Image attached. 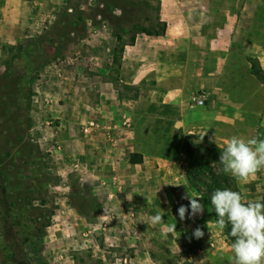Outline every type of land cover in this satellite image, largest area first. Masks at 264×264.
Returning a JSON list of instances; mask_svg holds the SVG:
<instances>
[{"label": "rangeland", "instance_id": "374dc122", "mask_svg": "<svg viewBox=\"0 0 264 264\" xmlns=\"http://www.w3.org/2000/svg\"><path fill=\"white\" fill-rule=\"evenodd\" d=\"M0 13L25 26L21 41L6 45L0 57V264L137 260L147 253L140 244L154 239L140 213L149 210L141 200L167 188L152 181L147 191L139 178L98 171L89 160L96 158L90 154L96 139L85 135L83 126L98 123L94 134L105 151L109 79L117 78L120 56L138 36L152 43L170 23L183 19L216 25L242 19L241 65L251 67L264 83V0H0ZM185 49L204 50L189 42ZM262 109L259 101V113ZM222 149L197 132L187 137L182 159L188 164L187 180L189 153H194L201 165L210 166L204 180L213 183L210 175L222 169ZM216 181L234 191L237 187L244 196L242 183L230 175ZM25 197L31 204L22 210ZM24 218L32 220L36 254L25 253L32 246L17 236L22 230L14 223ZM225 236L232 245L234 240Z\"/></svg>", "mask_w": 264, "mask_h": 264}, {"label": "crops", "instance_id": "0c3cea01", "mask_svg": "<svg viewBox=\"0 0 264 264\" xmlns=\"http://www.w3.org/2000/svg\"><path fill=\"white\" fill-rule=\"evenodd\" d=\"M242 21L216 25L211 20L204 24L197 18L183 19L170 23L152 43L138 36L119 58L117 78L109 79V138L103 142L107 149L98 147L99 135L93 134L90 154L96 158L89 160L98 171L106 168L119 179L139 178L147 191L152 181L167 188L143 196L141 202L149 210L140 213L154 239L140 244L147 253L134 261L125 259V264H233L231 244L203 196L191 188L184 173L188 164L182 159L183 145L195 132L222 148L233 135L264 140V83L251 67L241 65ZM24 29L21 21L0 13V57L6 45L21 41ZM188 42L204 50L187 51ZM200 91L207 92L206 105L190 109L189 98ZM133 154L139 155L138 163L131 162ZM242 185L246 200L264 202V170ZM186 193L202 197L204 213L195 220L179 217V206L189 205L182 198ZM156 214L164 215V221L153 225L151 217ZM173 224L176 231L168 232ZM198 226L204 231L200 239L192 235Z\"/></svg>", "mask_w": 264, "mask_h": 264}, {"label": "clouds", "instance_id": "9594fccd", "mask_svg": "<svg viewBox=\"0 0 264 264\" xmlns=\"http://www.w3.org/2000/svg\"><path fill=\"white\" fill-rule=\"evenodd\" d=\"M219 162L225 174L235 178L238 183L247 182L264 170V140L233 135L225 141ZM182 198L189 200V205L179 206L181 220H195L203 215L202 197L186 193ZM211 204L217 214V226L221 230L226 225L231 226L230 235L235 238L231 245L233 264H264V202L246 200L241 192L225 188L216 189L211 194ZM163 216H152L151 224L163 222ZM174 231L176 224L168 226V232ZM192 235L200 239L204 231L198 226Z\"/></svg>", "mask_w": 264, "mask_h": 264}, {"label": "trees", "instance_id": "16d2710c", "mask_svg": "<svg viewBox=\"0 0 264 264\" xmlns=\"http://www.w3.org/2000/svg\"><path fill=\"white\" fill-rule=\"evenodd\" d=\"M32 69L31 68H28V72H30ZM24 90H21L20 93H23ZM189 157L191 159V165L189 166V171H188V180H189V183L191 186H193V188L197 189L201 195L203 196L205 202L207 203V205L209 206V208L211 209L213 215H214V218H215V221L217 219V214L211 204V194L216 190V189H225V186H222L221 184H218L216 183V179L218 177H221L223 176L224 172L221 171L219 172V174L217 175H213L211 174L210 177L213 178V183L209 184V183H206V181L204 180L205 178V175H206V170H210V166L208 164H203L201 165V162L200 161H197L196 158H194V153H189ZM136 158L139 159V155H136V154H133L132 155V158H131V162L133 164L135 163H138L139 160H136ZM203 162V160H202ZM226 180L225 181H228L227 178H225ZM204 185V186H202ZM235 191H239L241 192L239 189H237V187H235ZM23 206H21V209H27V207L31 204L30 202V198H26L25 197V200L26 201ZM12 206V204H11ZM28 212V210H26ZM28 218H24V220H21V221H18V224L17 223H14L15 227L19 228V230L21 229V233H17L18 235V238H19V241L20 243H22L23 245L26 246V244L28 245H31L32 247L31 248H24V251L25 253L27 252H31L33 254H36V247H37V243L34 242V236L36 234V232L33 231L32 227L30 226L31 223L29 221H32V220H27ZM49 223H50V219H49V222L45 223L42 228H46L49 226ZM41 228V229H42ZM225 234H227V236L229 237V239L231 240H234L235 238H233L231 235H230V230H231V226L230 225H226V227L223 229Z\"/></svg>", "mask_w": 264, "mask_h": 264}, {"label": "built area", "instance_id": "2783aa9c", "mask_svg": "<svg viewBox=\"0 0 264 264\" xmlns=\"http://www.w3.org/2000/svg\"><path fill=\"white\" fill-rule=\"evenodd\" d=\"M207 102V95L205 93H194L188 100V107L190 109H196L204 107ZM99 125L96 121H88L83 126V132L85 135L89 136L94 134L97 131Z\"/></svg>", "mask_w": 264, "mask_h": 264}]
</instances>
